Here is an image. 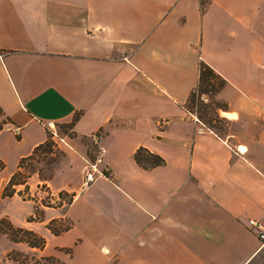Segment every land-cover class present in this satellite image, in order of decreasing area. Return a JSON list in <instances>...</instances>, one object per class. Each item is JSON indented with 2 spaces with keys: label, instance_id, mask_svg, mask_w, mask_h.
Returning a JSON list of instances; mask_svg holds the SVG:
<instances>
[{
  "label": "crops",
  "instance_id": "obj_1",
  "mask_svg": "<svg viewBox=\"0 0 264 264\" xmlns=\"http://www.w3.org/2000/svg\"><path fill=\"white\" fill-rule=\"evenodd\" d=\"M205 1L0 0V109L13 121L0 140L8 133L9 149L21 150L17 166L47 141L50 123H73L75 143L87 138L105 152L90 186L73 147L53 180H29L32 194L43 185L54 197L74 194L70 204L41 209L37 192L23 220L9 216L46 239L44 249L28 247L34 256L258 263L264 243L249 220L264 228V125L256 137L247 126L252 136L236 141L199 133L186 105L204 61L228 81L218 94L225 117L237 122L249 107H264V0ZM141 148L165 165L139 166ZM36 207L43 221L29 222ZM53 220L71 227L55 236Z\"/></svg>",
  "mask_w": 264,
  "mask_h": 264
},
{
  "label": "rangeland",
  "instance_id": "obj_2",
  "mask_svg": "<svg viewBox=\"0 0 264 264\" xmlns=\"http://www.w3.org/2000/svg\"><path fill=\"white\" fill-rule=\"evenodd\" d=\"M199 96V95H198ZM197 96V101L201 98L202 104H207L211 106L210 115L215 118L213 123L207 122L204 120L206 125L215 132H219L220 135L224 138H232V140L236 141L238 139L244 140L251 137V134H248L245 131L247 126L250 127V132L254 133V137L260 133L262 126L264 125V107H249L246 109L243 118L239 121H232L223 115V110L218 109L220 107L225 106L227 103L218 99V95L215 94H207L203 96ZM199 105H189L191 111L195 117L198 116V112L201 110V106ZM220 112V119L217 118L216 112ZM203 112V111H200ZM199 119V118H198ZM253 124V125H252ZM55 125V130L58 133V137L53 135V130L49 129L48 133L51 137V148L46 147L45 150L40 151V153L33 159L30 160L25 164V169L22 170L23 174H28L33 171L35 173L33 176H37L36 178L43 180V181H51L55 178L57 174L61 172L63 169H67L69 164L68 153L70 149L73 147L78 152H80L87 161L96 162L97 158L99 157V152L97 147L89 140V139H79L75 143V134L71 131L69 127ZM6 129H12L11 126L6 127ZM208 131H210L207 128ZM36 134H40L37 130ZM4 137L0 140V152L3 153L6 158L2 156L0 160L4 162L5 168L3 171L0 172V220L3 218H7L10 221L12 218L15 219H24V217L32 211L33 206L30 204L35 205L36 201H29L31 199L37 198V192L41 193L40 198H42L45 206H40L41 209H46L49 207H57L60 206L61 203L69 202L70 197L67 195H61L62 198H59L58 195L56 197L52 196L51 189L47 187V185L40 186L39 191L36 193H31L28 191L25 192L23 186L18 187V192L21 191V195H19L20 199L24 200V202L14 201L13 199H3L2 192L5 185L8 181L5 178H8L11 174H14L17 171V156L21 153L20 149H15L12 147L9 149L7 145V141L9 139L8 133L3 135ZM235 138V139H234ZM20 140V139H19ZM66 140V142H64ZM79 144V148H78ZM25 146V145H23ZM88 165V164H87ZM13 176V175H12ZM11 176V177H12ZM32 176V177H33ZM10 177V178H11ZM29 199V200H28ZM48 206V207H47ZM35 212V211H34ZM33 212V213H34ZM11 216L12 218H10ZM34 216V215H33ZM29 218V217H28ZM35 221H38L35 219ZM14 225V223L12 222ZM68 223H60L55 224L54 227L57 231L64 229L67 227ZM15 226V225H14ZM16 227V226H15ZM17 228V227H16ZM2 231V230H1ZM9 231L12 235L0 234V264H62L59 261L53 259H45V258H38L34 256L33 253H30L28 250L29 244L26 242H19L16 243L12 240V238H16V240H26L35 242L37 239L33 236H29L23 234L21 232L14 231L10 229L9 226L3 228V232ZM2 233V232H1ZM39 236V235H38ZM14 243V244H13ZM16 243V244H15ZM44 249V248H43ZM257 264H264V254L258 260Z\"/></svg>",
  "mask_w": 264,
  "mask_h": 264
},
{
  "label": "trees",
  "instance_id": "obj_3",
  "mask_svg": "<svg viewBox=\"0 0 264 264\" xmlns=\"http://www.w3.org/2000/svg\"><path fill=\"white\" fill-rule=\"evenodd\" d=\"M202 2V6H204L206 4L205 0H201ZM228 85V81L221 76L219 73H217L209 64H207L206 62L202 61L200 63V81H199V85L197 86V88L192 92L189 101L186 105V109L193 114V111H191L189 105H199L200 103H202L203 101H201V98L198 99L197 101V96H203V95H207L209 93L211 94H215L218 95L225 87H227ZM198 96V97H199ZM201 106V110L203 112H198V118L199 120L210 130L213 131L212 128L208 127L206 125V123L204 122H211L213 123V121L215 120V118L213 117V115H210L211 112V106H208L207 104H202L199 105ZM218 109H221V111H227L229 109L228 105L226 104L223 107L218 106ZM217 118L220 119V112L218 113V111L215 113ZM194 115V114H193ZM195 116V115H194ZM79 115H77L75 117V121L78 120ZM13 124V121L5 114V112L0 109V133L8 126H11ZM66 127H69L71 129V131L73 130V123L72 124H63ZM62 125V126H63ZM214 132V131H213ZM215 133L219 136L220 133L215 131ZM18 137V136H17ZM50 134L48 133V138L47 141L44 142L43 144L39 145L38 147L35 148V150L33 151V153L28 156L23 158L18 165V169L17 171L13 174V176L10 178V180L8 181V183L5 185L4 189H3V193H2V198L3 199H9V198H13L16 194L21 195V191L18 192L17 188L18 187H25V192L29 190V180L32 178L33 174L35 173V171L28 173V174H23L22 170L25 169V164L27 162H29L30 160H33L42 150H45L46 147L51 148V143H50ZM135 161L137 162V164L139 166H141L142 168L146 169V170H150L156 167H161L164 166L166 161L159 155L154 154L152 152H150L147 149L141 148L139 149L134 156ZM5 168V164L3 161L0 160V172L3 171ZM106 173V172H105ZM47 181V179H46ZM67 195L70 197L69 202L67 201L66 204H70L73 199H74V194H69L65 191L60 193V198L61 195ZM62 195V196H63ZM43 205L44 202H43ZM38 220V221H43V212H41V210L36 207L35 212H34V216H31L29 218V222H33ZM60 223H66L64 221H60V220H53L49 223L48 228L49 230L55 235V236H59L63 233H65L66 231H68L71 227V225L69 224L67 227H65L62 230L57 231L54 227L55 224H60ZM6 226H9L10 229L17 231V232H21L23 234L29 235V236H33L35 237L37 240L35 242L32 241H26V240H16V238H12V240L16 243L19 242H26L29 244V246L31 248H38V249H43L46 246V239L43 237L38 236L35 232L27 230V229H23V228H16L12 222L7 219V218H3L0 220V234H6V235H11L10 231L8 233V231L3 232V228H5ZM2 230V231H1ZM2 232V233H1ZM12 236V235H11ZM45 259H53L58 261L56 258L54 257H47Z\"/></svg>",
  "mask_w": 264,
  "mask_h": 264
},
{
  "label": "built area",
  "instance_id": "obj_4",
  "mask_svg": "<svg viewBox=\"0 0 264 264\" xmlns=\"http://www.w3.org/2000/svg\"><path fill=\"white\" fill-rule=\"evenodd\" d=\"M195 120L197 123L201 124L198 131L199 133H203L207 130V127L198 119V117H195ZM55 125L53 123H50L48 125V128L51 131V128L53 130V135L56 137H58V133L55 130ZM15 133L17 136H19V130L17 128L14 129ZM93 142L95 144H97L100 140V136L99 134H95L92 136ZM104 150L100 149L99 150V157L97 158L96 162H91L87 160V170H86V174H85V186H90L91 184H93L96 179H97V174L101 173V170L99 169V165L102 163V156L104 154ZM105 172L107 171V169L104 170ZM249 227L254 230V232L257 234V236L259 237V239L264 243V228L262 226V224L255 219H251L249 220Z\"/></svg>",
  "mask_w": 264,
  "mask_h": 264
}]
</instances>
